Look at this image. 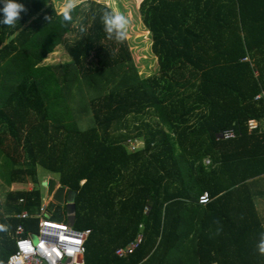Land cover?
Listing matches in <instances>:
<instances>
[{"label": "trees", "instance_id": "obj_1", "mask_svg": "<svg viewBox=\"0 0 264 264\" xmlns=\"http://www.w3.org/2000/svg\"><path fill=\"white\" fill-rule=\"evenodd\" d=\"M19 2L27 11L16 26L0 24L4 183L35 184L37 166L57 174L59 184L76 193L72 227L90 230L85 264H169L186 199L207 191L212 208L246 178L264 173V134L246 130L249 118H264L263 100L256 99L264 90V0H139L157 61V72L145 78L137 75L128 41L117 43L104 31L108 5L79 1L65 22L50 0ZM58 47L70 58L60 72L42 65ZM106 75L112 77L108 90L105 84L91 99L95 126L82 131L65 92L74 81ZM230 130L234 139L218 140ZM131 139L141 140L133 151L126 146ZM254 143L262 149L250 152ZM235 167L243 168L240 178L233 177ZM241 198L252 206V226H229L244 235L242 244L236 239L226 249L222 220L228 214L219 206L213 228L220 243L199 245L195 264H264L257 250L264 229L252 195L244 190ZM40 210L37 189L6 191L0 264L14 251L15 228L33 229ZM22 212L31 218L17 219ZM139 233L133 254L116 257Z\"/></svg>", "mask_w": 264, "mask_h": 264}, {"label": "rangeland", "instance_id": "obj_2", "mask_svg": "<svg viewBox=\"0 0 264 264\" xmlns=\"http://www.w3.org/2000/svg\"><path fill=\"white\" fill-rule=\"evenodd\" d=\"M98 1L111 8H115L117 12L123 14L129 20L127 41L132 53L133 65L137 71V75L141 78H145L156 73L157 61L151 52V37L143 26L138 11L139 0ZM50 2L56 12L60 13L64 10L66 0H50ZM69 61L70 58L64 48L58 47L52 53L48 54L47 58L42 62V65H49L57 72H60L63 67L62 65ZM127 69L128 68H126V70ZM111 82L112 77L106 75L104 76V79L99 82L97 79L96 82L94 81L92 83L89 81H74L70 84L69 89L65 92L66 102L72 118L80 130L85 131L95 126L91 99H94L99 95L100 89L105 87V84H107V87L104 89V92H106L108 90L106 88H108V84L111 85ZM137 143L140 145L141 140L131 139L127 141V146L129 147L133 145L134 148H137ZM0 169H2L1 166ZM36 172L37 182L35 184L28 181L23 184H11L9 187L6 186L0 175V205L4 201L6 191H28L35 188L41 195V208L45 207L49 200L47 199V190L43 186V183L51 179L56 183V186H60L59 177L57 174L49 172L40 166H37ZM255 196L258 201L262 200V202H264V194H256ZM37 213L42 216L41 212ZM62 213L66 215L65 205L62 208ZM36 215H34V217ZM72 228L75 229L74 227Z\"/></svg>", "mask_w": 264, "mask_h": 264}, {"label": "crops", "instance_id": "obj_3", "mask_svg": "<svg viewBox=\"0 0 264 264\" xmlns=\"http://www.w3.org/2000/svg\"><path fill=\"white\" fill-rule=\"evenodd\" d=\"M257 122H258L259 127L255 131H257L259 135L260 134L262 135L264 134V118L257 120ZM255 131L247 130V133H252ZM140 145L139 143H137V148ZM262 145L264 144L262 143ZM126 146H127V142H126ZM130 148L131 146L129 147L127 146V149L129 151H132ZM252 149L254 151L261 150L262 149L261 144L254 143V145L250 148L251 150L250 152H252ZM204 163L208 164L209 158L205 159ZM242 169L243 168L239 167V169H237L235 167L234 174H233V177L235 179L241 177ZM223 176L226 177V174L224 175L223 173ZM241 185H244V187ZM239 186L240 187L236 189L234 193L230 194V196L228 195L226 197L224 196L220 198L219 202H217L216 205L213 206L212 208L208 207L207 205L198 204L196 202L198 197L185 200V202L188 205L183 209V212L180 217V222L178 226V229H179L178 230V243L176 247H174L172 250L169 251L167 258H166L169 264H195L196 263L195 252H196V249H198L199 245L208 246L210 248L213 246L215 247L218 246L220 242L217 239V236L215 235L214 228H213L214 221H217V220H216V217L213 216V211L215 208H219V206H221V208L224 209L228 214L227 218L222 220L223 224L225 225L224 231L227 233V234L224 233V239H226L227 237V241L224 242L226 249L230 250V249H233V247L236 246L238 243L242 244V240H244V235L241 234L237 236L236 232H233L234 229H232L229 226V224H231L230 223L231 221H234L235 223H239V224H243V222L245 223L247 221H250L251 226H252V221H253L252 211H251L252 206L247 199L246 200L249 203L245 201L244 198H241L242 194H244V190L248 191L252 195V202L254 204L256 217L258 218V220H260L261 225L264 229V202H262V200L258 201V199L255 196L256 194L257 195L264 194V190H263L264 189V173L246 178V180L243 183H240ZM243 209H246L247 213L245 214L240 213L241 210ZM235 210H239V212L236 213ZM65 216L66 218L68 217L67 215ZM73 223H74V219L71 224L72 226H73ZM252 229L253 228H251V232H250L251 237H253ZM254 231L256 230L254 229ZM138 235H141V234L139 233ZM254 237L256 239V233ZM236 239H240V242L238 243L236 242L234 245V240Z\"/></svg>", "mask_w": 264, "mask_h": 264}, {"label": "built area", "instance_id": "obj_4", "mask_svg": "<svg viewBox=\"0 0 264 264\" xmlns=\"http://www.w3.org/2000/svg\"><path fill=\"white\" fill-rule=\"evenodd\" d=\"M256 99H262L264 103V90ZM258 127L257 120L249 118L246 121L248 131H255ZM236 135L234 131H226L219 134L218 140H231ZM130 149L135 150L133 145ZM210 201L211 197L207 191H203L197 199L201 205H206ZM40 212L42 216L38 214L34 217L37 225L33 229L26 232L21 224L15 228L14 251L3 264H85V244L90 230H74L65 215L62 220L51 219V215L46 216V206L41 208ZM16 218L26 220L31 217L27 212H22L16 215ZM141 239V235L136 236L128 246L118 249L115 256L123 258L133 254L139 247Z\"/></svg>", "mask_w": 264, "mask_h": 264}, {"label": "clouds", "instance_id": "obj_5", "mask_svg": "<svg viewBox=\"0 0 264 264\" xmlns=\"http://www.w3.org/2000/svg\"><path fill=\"white\" fill-rule=\"evenodd\" d=\"M79 0H66L64 10L62 11V19L65 22L72 20L71 11L77 6ZM3 8L0 9L3 13V19L0 24L7 27H15L16 22L20 21L21 13L27 11L24 4L19 0H3ZM51 17H47L50 20ZM101 22L104 25V31L109 39H114L117 43H123L128 38L127 28L129 20L115 8L106 7ZM83 31V29H82ZM4 225H0V231H5ZM257 250L261 255H264V233L260 234V239L257 244Z\"/></svg>", "mask_w": 264, "mask_h": 264}, {"label": "water", "instance_id": "obj_6", "mask_svg": "<svg viewBox=\"0 0 264 264\" xmlns=\"http://www.w3.org/2000/svg\"><path fill=\"white\" fill-rule=\"evenodd\" d=\"M43 186L47 190L46 195L49 200L46 205V216L51 215V219L62 220V208L65 205L67 220L71 225L74 219L76 193L66 190L64 186H56L51 179L44 182Z\"/></svg>", "mask_w": 264, "mask_h": 264}]
</instances>
